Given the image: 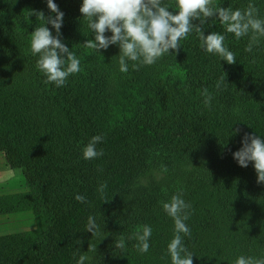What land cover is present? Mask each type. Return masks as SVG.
<instances>
[{"label": "trees", "instance_id": "16d2710c", "mask_svg": "<svg viewBox=\"0 0 264 264\" xmlns=\"http://www.w3.org/2000/svg\"><path fill=\"white\" fill-rule=\"evenodd\" d=\"M214 2L243 9L249 0ZM252 2L264 15V0ZM55 3L65 13L63 42L81 60V71L60 88L45 83L28 47L42 23L38 0H0V152L12 170H22L27 187L0 194V215L31 210L37 224L0 235V264H50L64 253V264H74L77 248L88 247L91 264H170L173 221L158 201L177 191L192 205L184 244L193 264L264 255V183L251 162L240 167L232 157L244 132L264 135V38L250 54L248 37L237 40L215 22L205 34L222 32L235 63L206 54L193 32L154 65L120 73L118 47L86 46L93 37L81 0ZM221 77L226 84L217 90ZM97 134L103 155L84 160L81 149ZM150 151L156 154L147 161ZM77 193L87 202L76 201ZM89 215L99 225L93 236L85 231ZM143 224L153 228L147 253H138L134 240L126 239L123 252L115 248Z\"/></svg>", "mask_w": 264, "mask_h": 264}, {"label": "clouds", "instance_id": "9594fccd", "mask_svg": "<svg viewBox=\"0 0 264 264\" xmlns=\"http://www.w3.org/2000/svg\"><path fill=\"white\" fill-rule=\"evenodd\" d=\"M46 5L49 15L45 16L42 11L35 13L36 16L39 14L42 23L30 32L28 47L31 55L36 57L35 67L45 77V83L60 88L71 75L81 71V60L63 42L61 29L65 13L54 0H46ZM79 12L93 37L86 41V46L98 52L110 46L118 47L120 73H128L130 66L139 70L140 67L154 65L165 54L171 53L170 50L178 49L180 41L193 32L199 48L206 54L217 55L229 64L235 63V54L225 45L222 32L205 34V28H211L215 22H219L224 32L233 34L237 40L248 37L244 51L250 54L254 48H259L264 38V15L252 0L243 9L223 7L214 0H174L173 3L166 0H81ZM225 84L224 77H221L216 81L215 88L220 90ZM201 95L204 105L210 108L212 95L206 88ZM230 135H240V129H231ZM103 139L100 134L91 136L81 149L82 158L92 160L102 156L103 149H98L97 145ZM240 145L232 152L233 159L240 167H247L251 162L257 174V183H264V135L244 132ZM106 188V183L99 185L97 191L101 198ZM74 199L80 203L87 202L86 197L79 193ZM158 203L173 221V235L166 245L170 264H193L194 254L184 244V237L191 236V228L186 223L192 214L191 203L184 199L182 191ZM85 231L91 232L92 236L99 231L93 215L87 217ZM152 234L151 225H140L139 230L127 238L122 236L117 240L115 248L123 252L126 239L134 240L136 251L147 253ZM88 251L92 249L88 247ZM86 252L77 248L73 253L74 264H91V257ZM232 264H264V255H237Z\"/></svg>", "mask_w": 264, "mask_h": 264}, {"label": "rangeland", "instance_id": "374dc122", "mask_svg": "<svg viewBox=\"0 0 264 264\" xmlns=\"http://www.w3.org/2000/svg\"><path fill=\"white\" fill-rule=\"evenodd\" d=\"M54 2H55V0H54ZM38 10H39V12L42 11L45 16L49 15V9L47 8L46 0H38ZM245 115L253 116L250 113H246ZM236 117H242L243 118L244 116H242L241 114H237ZM159 149H160V147H157L156 150H159ZM153 154H156V153H152V151H150L149 156H147L145 154L144 158H146L147 161H150L151 159L149 160V158ZM141 157H143V156H141ZM15 171H16V177H14V179H11V181H9V183H11L12 187L15 186L16 184H17V186L22 184L24 187H17V189H14V187H13L11 189L6 190L7 192L4 194L11 193V191L22 190V188L26 187L25 183H24V176H23L22 170H15ZM19 175H22L21 176L22 180L20 182H18L19 181ZM5 217H10L9 219H11V220H13L14 218H17V219H16V222H12V224L9 222L8 224L1 225L0 234H2V235L9 234L10 232L11 233L12 232H19L20 230L21 231H28V230L35 229L37 227L34 213L31 210H25L22 212L12 213V214H9L8 216H5ZM34 223H35V226L33 225L32 226L33 228H32L31 224H34ZM65 256H67L66 253L58 256L50 264H64L65 263L64 262Z\"/></svg>", "mask_w": 264, "mask_h": 264}, {"label": "crops", "instance_id": "0c3cea01", "mask_svg": "<svg viewBox=\"0 0 264 264\" xmlns=\"http://www.w3.org/2000/svg\"><path fill=\"white\" fill-rule=\"evenodd\" d=\"M21 176L22 175H19V181L18 182H20L22 180ZM14 177H16V171L12 170L7 165V161H6L5 155L0 152V194L6 193L7 192L6 190L11 189L13 187H14V189H17V187H24L22 184H20L18 186L16 184L15 186L12 187L11 183H9V181H11V179H14ZM25 188H22V190H18V191H11V193L20 192V191H26L27 187H25ZM8 215L7 214L0 215V227H1V225L8 224L9 222L11 224H12V222H16L17 218H14L13 220H11V219H9L10 217H5V216H8ZM33 225L35 226V223L31 224V227ZM12 233H14V232H12ZM0 235H2V234H0Z\"/></svg>", "mask_w": 264, "mask_h": 264}]
</instances>
